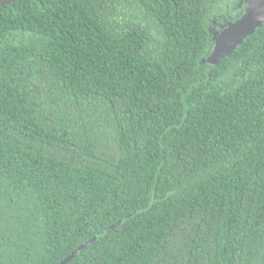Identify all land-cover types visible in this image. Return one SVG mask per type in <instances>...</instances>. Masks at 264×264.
Wrapping results in <instances>:
<instances>
[{"label": "trees", "instance_id": "trees-1", "mask_svg": "<svg viewBox=\"0 0 264 264\" xmlns=\"http://www.w3.org/2000/svg\"><path fill=\"white\" fill-rule=\"evenodd\" d=\"M245 0L0 6V264H264V23Z\"/></svg>", "mask_w": 264, "mask_h": 264}, {"label": "water", "instance_id": "water-1", "mask_svg": "<svg viewBox=\"0 0 264 264\" xmlns=\"http://www.w3.org/2000/svg\"><path fill=\"white\" fill-rule=\"evenodd\" d=\"M14 1L17 0H0V6ZM245 3L243 14L234 21H227L220 31L213 35V47L206 58L209 63L217 64L264 23V0H245ZM89 242L74 250L58 264H65Z\"/></svg>", "mask_w": 264, "mask_h": 264}, {"label": "rangeland", "instance_id": "rangeland-1", "mask_svg": "<svg viewBox=\"0 0 264 264\" xmlns=\"http://www.w3.org/2000/svg\"><path fill=\"white\" fill-rule=\"evenodd\" d=\"M227 20H228V17H225V16L219 17L218 19L217 18L213 19L212 25H211L212 33H214L216 31L217 27L221 26V23L224 22L226 24Z\"/></svg>", "mask_w": 264, "mask_h": 264}]
</instances>
